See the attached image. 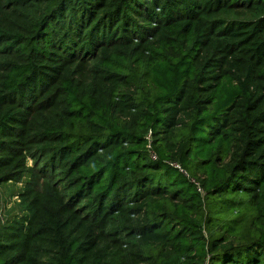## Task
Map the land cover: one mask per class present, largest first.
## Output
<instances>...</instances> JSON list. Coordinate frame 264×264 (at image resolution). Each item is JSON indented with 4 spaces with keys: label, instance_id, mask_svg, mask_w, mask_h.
Wrapping results in <instances>:
<instances>
[{
    "label": "trees",
    "instance_id": "trees-1",
    "mask_svg": "<svg viewBox=\"0 0 264 264\" xmlns=\"http://www.w3.org/2000/svg\"><path fill=\"white\" fill-rule=\"evenodd\" d=\"M25 176L0 264H264V0H0Z\"/></svg>",
    "mask_w": 264,
    "mask_h": 264
},
{
    "label": "rangeland",
    "instance_id": "rangeland-1",
    "mask_svg": "<svg viewBox=\"0 0 264 264\" xmlns=\"http://www.w3.org/2000/svg\"><path fill=\"white\" fill-rule=\"evenodd\" d=\"M27 177L25 176L22 182H9L0 185V226L12 220L16 215H21L20 193L23 191L24 181H27Z\"/></svg>",
    "mask_w": 264,
    "mask_h": 264
},
{
    "label": "built area",
    "instance_id": "built-area-1",
    "mask_svg": "<svg viewBox=\"0 0 264 264\" xmlns=\"http://www.w3.org/2000/svg\"><path fill=\"white\" fill-rule=\"evenodd\" d=\"M154 159H156V156H153Z\"/></svg>",
    "mask_w": 264,
    "mask_h": 264
}]
</instances>
